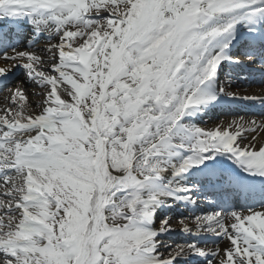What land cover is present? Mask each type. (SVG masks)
<instances>
[{"label":"snow or ice","instance_id":"6c2138e0","mask_svg":"<svg viewBox=\"0 0 264 264\" xmlns=\"http://www.w3.org/2000/svg\"><path fill=\"white\" fill-rule=\"evenodd\" d=\"M242 42L264 69V0H0V77L45 90L0 114V264H264V144L240 131L264 121L194 122L222 97L264 106L221 81ZM179 204L189 239L165 244Z\"/></svg>","mask_w":264,"mask_h":264},{"label":"bare ground","instance_id":"6f19581e","mask_svg":"<svg viewBox=\"0 0 264 264\" xmlns=\"http://www.w3.org/2000/svg\"><path fill=\"white\" fill-rule=\"evenodd\" d=\"M41 38L42 39L40 40V42H38V45L39 44H43L45 42V40H43L45 37H41ZM55 40H56L57 43L59 42V38L58 37ZM234 52L237 53L238 51L235 50ZM2 56H0V66H4V64L6 63V61H4L2 59ZM17 67L19 68V66H17ZM17 67H15V68H17ZM232 67H234V66H232ZM232 67L230 65H225L226 72H228V71L236 72V69L237 70L241 69V66L234 67V68H232ZM13 69H12V71H13ZM225 78H226V76L223 77L222 82L225 80ZM26 82L27 83H29V82L30 83H34V81L28 80L27 77H26ZM225 87H226L227 91L234 92L237 95H252V94H258V93H261L262 91H264V84L253 85V84H247L246 82L242 83V81H239V80H233V82L231 83L230 86L229 85H225ZM27 89L28 90H37L36 88H32V87H29V86H28ZM39 90H41L40 86H39ZM12 95L13 94L11 92L10 87L6 88L2 93H0V114L3 113L4 109H6L8 106L11 107V105L14 103L12 101V99H11ZM38 99H41V96H39ZM29 101H31V99L28 98L27 107L30 108L31 111L38 113L39 109L37 108V106L30 105ZM219 102L223 103V105H224L223 108L224 109L229 108V106H227L226 103H225V102H227V100H222V101H219ZM217 107L219 109L220 105H217L214 108H210L209 110L217 109ZM241 118H243L244 121H252V120L255 119L254 121H256L258 124L261 121H264V116H261L259 114H255V113H250V114H248V113L247 114H232V113L228 114V113H223L220 116V120H221V122H225V123L220 124V125H215V126L208 127V130L215 129L217 126H220L221 128H227L229 125H232V127L229 128V130L234 132V131H236V124H234L233 122H227V121H230V120L231 121H233V120L238 121ZM248 127H249L248 124L244 125V128H248ZM240 131H241L243 136L248 133L250 135V137H251V139H248V140H245V141L243 140V144H249L250 143V144L255 145L257 148L261 144H264V127L258 129L256 132H251V131L245 132L244 129H241ZM253 136H255L254 140L252 139ZM239 139L240 138L238 137V140ZM174 209H172V210H174ZM169 212H171V210ZM169 215L172 217V220L170 222H171L173 228L178 230V231H180V227H181L180 224H179L180 216L177 215L176 212H171ZM159 222L158 221L156 222L157 227L159 226ZM227 243L228 242L226 240H223V241H221L219 246L223 248V247L226 246ZM215 246H216V244L213 247H211V248H214Z\"/></svg>","mask_w":264,"mask_h":264},{"label":"rangeland","instance_id":"374dc122","mask_svg":"<svg viewBox=\"0 0 264 264\" xmlns=\"http://www.w3.org/2000/svg\"><path fill=\"white\" fill-rule=\"evenodd\" d=\"M43 40H45V42L43 44H39L38 47L47 46L48 40L46 38H44ZM51 43L55 44L57 42H56L55 39H53L51 41ZM37 45H38V43H37ZM13 70H14V77H12V81L10 82L9 86H7V87H10L12 94L17 88H20V89H22L25 92L26 96L29 99H31V101H29L30 105L37 106L38 104L42 103V101L45 99V96H44V91L45 90L41 86H40L41 90H39V85L36 82L27 83L26 82L27 75H26V72H25V70L23 68H21V67L18 68L17 67V68H14ZM226 73H227L226 70H225L224 73H221V77H220L221 81L223 80V77L225 76ZM28 86L32 87V88H36L37 90H28L27 89ZM1 92H3V91H1ZM39 96H41V99H38ZM15 108H16V105H15V103H13L11 105V107L8 106L6 109H14L15 110ZM4 110H3V113H4ZM221 111H229V110H219V111L209 110V111H206V113L203 116H201L200 118H198L194 122L197 123L198 126L204 127L206 130H208V127L223 124L225 122H221V120H220V116L222 115ZM33 113L34 114H38L36 112H33ZM25 114H27V111L25 112ZM227 122H233V121H227ZM244 137H246V139H244V141L248 140V139H251V137H250V135L248 133L245 134ZM180 208L183 209L184 210L183 212H185V213L180 214L179 211H178V209H180ZM210 210L211 209H207L205 211H210ZM173 211H176L179 214L180 217H181V215H188L189 213L193 212V210L188 209L187 206L183 205V204L177 205ZM196 211H197V213H199L198 210H196ZM169 214H170L169 211L161 213L160 214V219H163V217L165 215H169ZM157 221L159 222L160 220L158 219ZM160 239L163 241V243L172 244V245H175V244H178V243H183V242H185L187 240L186 236L184 234H182L181 231H178V230H175V231H173V232H171V233H169L167 235H164V236L160 237ZM220 243H221V241L219 242V244ZM213 244H215L213 241H208L206 245H202V246H206V247L211 248V247L214 246Z\"/></svg>","mask_w":264,"mask_h":264}]
</instances>
